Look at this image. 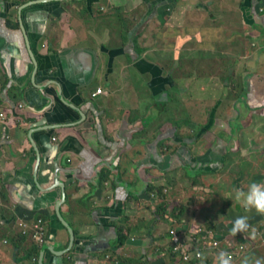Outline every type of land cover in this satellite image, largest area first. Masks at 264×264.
<instances>
[{
  "label": "crops",
  "instance_id": "1",
  "mask_svg": "<svg viewBox=\"0 0 264 264\" xmlns=\"http://www.w3.org/2000/svg\"><path fill=\"white\" fill-rule=\"evenodd\" d=\"M16 1L21 0H0V114H3V117H0V264H38V256L35 259L32 254V241L20 233L23 223L28 227L37 217L46 221L47 239L52 235L50 245L55 247V251L65 248L68 233L54 214V206L61 197V190L58 187L50 190L47 188L55 179L64 186L65 200L60 207L61 215L72 208L70 217H76L81 237L76 248L72 250L78 252L72 256L74 261H69L67 253L52 255L46 250L43 254L44 264H82L77 259L85 253L82 246L89 243L92 245L94 242L105 243V234L111 229V222L121 218L124 211L126 218L137 221L133 227L130 226L126 242L120 248L110 247L105 252L109 258L105 255L97 257L102 250L86 254L85 264H127L124 261L126 259L133 260L130 264H187L171 255L168 233L173 225L185 221L187 234H191L189 231L194 227L192 221L196 213L187 215L188 209L184 208L182 212L185 210V218L181 216L180 223L176 221L173 224V221L168 222L160 215L157 216L158 220L153 214L146 215L145 209L134 208L133 203H129L125 209L127 195L133 193V190L130 192L123 188L127 185L126 181L115 182L117 187L114 189L110 176V181L105 182L103 187L98 186L97 173L100 169L115 165L122 170L134 165L140 170L145 165V150L142 146L144 128H141L145 117L128 112L118 116L117 113V110L122 108V103L124 107L133 102H137L136 105L141 103V97L138 99L139 91L133 94L137 97H132V100L129 98L131 94L123 91L131 81L125 72L131 66H125L118 59L131 49L124 50L123 44L111 48L107 45L110 41L107 36L102 40L94 31V36L87 38L85 34L77 31L75 25L74 29L71 28L72 22L78 17L115 15L121 9L126 14L123 18L125 24L122 25V33H125L126 41L129 36L133 39L142 34L145 27V0H88L85 4L51 2L23 9L22 24L37 63L35 74L24 37L20 29L12 27L15 19L11 16L15 14L16 18V10L11 2ZM250 2L252 18L250 22H244L252 30L250 35H254L256 42L252 44L254 49L249 55L260 58L254 53L259 49L264 50V5L262 0ZM134 9L135 12H132ZM7 19L11 21L10 26L6 23ZM180 37L177 38L178 49L181 43H187L191 39ZM129 46L131 47V42ZM211 53H216L215 49H211ZM260 61L263 62L262 59ZM260 61L256 68L261 67ZM117 63L118 66H115ZM143 67L145 68V63ZM131 70L137 75V81H142L145 72L139 68L138 63H135ZM250 82L254 92L249 95V101L244 103L257 107L258 111L254 118L248 121V133L246 132L245 137L247 140L242 142L243 148L237 153L240 162L236 166L232 162L236 161L234 157H230L228 161L229 169H234L235 166L234 170H238L239 175L245 170L247 177L240 179L239 184L240 177L230 183V186H216L213 198L208 196L206 202L204 199L200 202L193 198L204 210L197 213L195 223L199 225L194 229L203 227V230H211L213 225L208 222H213V219L225 210L224 206L216 207L213 203L215 195H219L221 203H225L224 193L230 192L231 189L246 190L251 182L264 183V150H261L264 147L259 146L257 141L264 140V115L258 114L263 113L264 109V80L258 81L257 77H254ZM99 88L102 93L91 97ZM116 99L119 100L120 106L116 104ZM68 121L77 122L64 126ZM52 136L57 137L56 143L51 142ZM125 144H128L126 148ZM218 151L208 152L207 154L211 153L206 157L208 168L200 167L196 173H216L221 170L225 152L222 161H219L222 152L220 154ZM242 156L251 157L253 160L251 163L244 162ZM204 162L201 160V164ZM113 173L112 176L115 174ZM124 178L129 180L128 176ZM204 179H207V183L212 180L210 175ZM40 186H46L48 190H41ZM206 187L209 186L202 182L195 187L196 193L193 191L192 194L202 196ZM178 204L181 207L176 209L181 210L183 202ZM243 211L245 209L237 203L229 211L228 217L235 221L243 216ZM250 212L253 213L249 216V225H252L251 228L259 226L256 229L257 238L251 242L246 240V234H237L240 241L238 242L247 249L233 258L232 264H241L245 255L250 257L255 251L261 250L264 257V241L259 239V235L264 233V229L259 231V228H264V216L257 215L254 210ZM167 213L169 215V212ZM65 220L69 222V219ZM93 227V234L87 235ZM219 236L224 237L221 234ZM194 238L195 242L189 241L193 247L192 252L194 248L200 250L203 243L202 236L194 235ZM81 241L83 244H80ZM208 241L210 240H205ZM225 246L226 244L221 245V251H224ZM102 247L105 250L109 248L105 244ZM126 251L135 256L128 257ZM221 251H204L203 264H215ZM198 262L202 264L201 259L193 261Z\"/></svg>",
  "mask_w": 264,
  "mask_h": 264
},
{
  "label": "flooded vegetation",
  "instance_id": "2",
  "mask_svg": "<svg viewBox=\"0 0 264 264\" xmlns=\"http://www.w3.org/2000/svg\"><path fill=\"white\" fill-rule=\"evenodd\" d=\"M30 1H34V0H21L19 2H11L13 4V6H15V8H13V9L16 10V18H17V21H16L15 14H14V16H11L12 19H13V17L15 19V21L12 24V27H14L16 29H20L22 36H23L24 33L21 29V26H22L28 43H29L28 36H27V33H26L24 26L22 24V18H21V11L23 9H25L27 7L36 6V5H40V4H44V3H51V2L52 3L75 2V4H82V3L85 4V2L88 0H65V1H63V0H57V1L50 0V1L40 2L38 4L27 5L24 8H21L23 5L27 4ZM147 1H149V3H150V0H145V2H147ZM150 4H153V3H150ZM19 16L21 18V23L19 20ZM6 23L8 26L11 25V21L9 19L6 20ZM177 38H181L180 35L175 38L174 47L172 48L174 50L175 56L178 54V50H179L176 46L177 45V43H176ZM189 38H191V36H189ZM134 39L135 38L131 39V47L128 44L129 40H127V41L124 40L122 48L124 50L131 49V51H129V53H127V52L124 53L123 56H120L118 61L121 63H124L125 66L126 65L127 66L129 65V67L131 66L130 68H128L125 71V72H127L128 78H130L131 81L124 87L123 91L126 92L127 94H134L136 91H139L138 99H139V97H141V99H140L141 103H138V105H140L141 107L143 106V107H142V111H141L140 110L141 107H138V105H136L137 102L136 103L133 102V104L127 105L126 107H124L125 105H124V103H122L121 104L122 108H119L117 110V113H118V116H122L123 114L128 112L129 114L131 113L132 115L142 114L145 117V118H143V121H142L143 127H141V128H144V131H143L144 133L142 135L144 138V141L142 142V146L144 147V150H145V162L144 163L147 166L144 165L140 170H138V168L134 167V165L125 167L122 170L119 169V167L115 166V165H112V167L110 165V168H108V169H100L97 173L98 186L100 188L103 187V184L105 182L110 181V176L112 179L110 181V183L113 184L114 189L117 187L115 182L119 183L122 181H126L127 185H125L123 188H126L127 191L133 190V193L130 191L131 194L127 195V200L125 202V209H127V207L129 206L128 205L129 203L131 205L133 203L134 208H137V207L141 208L142 206L146 205V202L152 203L151 201L156 200L155 207L154 206H150V208L148 207L149 210L154 215H155V212L157 211L158 207L162 203H165V205L167 204V207H168L167 212H169V214H172V215L178 214V216H180V215L184 216L183 214L185 213V210L182 212L183 209H181V210L176 209V208H178L177 207L178 206V200L175 201L176 205H173L172 207L169 205V204H172V202H170V199H169L170 198L169 197L170 190H175V191L180 192L182 190V188L184 187L185 191H188V192L190 191L192 193L195 190V187L198 184H201L203 182L210 187L209 189H205V192L207 193V197L204 199L201 196L192 195L191 193L189 195V193H188V195L190 196L189 198L192 200L194 198L195 200L200 201V202L202 201V199H204L203 201L206 202V201H208V196H210L211 193L213 196L214 192L212 189L216 188V186L218 184L216 182L215 183L213 182V180L216 178V176H214V175H216V173L205 172V171H202L200 173H196V171H198V168H200V167L208 168L206 166L207 165V161H206L207 158L206 157L208 155H210L211 153H209V154H207V153L211 152V151L213 152L214 150L218 151V148H219L218 152H220V154L222 152L221 151L222 149L225 152L224 164L221 167V170H225V168L228 167V165H229L228 161H229L230 157H232V158L238 157L237 153H239L241 151V149L243 148L242 147V142L244 141L243 136L246 137L248 121H249V119L254 118L255 114L257 113L256 111L258 110L257 107H254L251 104L245 105V103H247V101H249L248 99L251 98L249 95L251 93L253 94V92H254L252 89L253 86L251 84L252 81L250 82V80L254 77H257L258 81L264 80V74H263V71H264V63H263L264 62V55H262V54H264V52H263L264 50L257 48L260 51L259 50H257V52L255 51L254 54L259 55L260 58H254L253 56H250L249 54H247V52H244V50H242L243 52L241 54L234 52V53H236V55H234V58H232V60H234L235 64H234V66L230 67L227 71V78H225L224 79L225 81L223 82L224 92H223L222 96L217 98V101H215L211 104L212 107L215 106L216 104H218V105L215 106V108L213 110H209L211 107L208 106V108H206V109H208V110H206L207 112L204 111L205 108H203L202 113L199 112V114H198L199 119L198 120L195 119L196 123L194 122L196 124L197 130H196L195 134L192 135L193 137H188L189 139H186L187 140V142H186L185 139L181 140L180 139L181 136L179 135V128L181 127V124H182V122L180 120H182V119L176 115V118H178V119H176V121L174 122L173 119L171 118V116L166 117L165 119H161V114H159L160 112H162L163 114L165 112V114L162 115V117H164L165 115H167L166 113H168V112L174 113V111H175L176 113H179V111L183 107L187 106L186 102L182 98H180V97L178 98L177 96H175V98H173V100L170 99L168 97L167 88H165L161 92L164 95L163 97L158 98L156 96V94L159 92V90L151 89L150 84H152V83L154 84L155 83L154 80H158L157 74L161 71H159L156 68L153 69L152 65L145 63V53H144L145 49L143 51L139 52L138 49H136V47L134 45L135 44ZM30 46L31 45L29 44V48L31 50ZM127 46H129V47H127ZM234 50L235 49H233V51ZM31 53H32V50H31ZM258 59H259V61H260V59H262L263 62L260 61L261 67L256 68V64L259 63ZM132 63H133V65H132ZM135 63L136 64L138 63L139 68L145 72V76L142 79V81H137V75L133 72V70H131L133 68V66H135ZM144 63H145V68L143 67ZM115 66H118V63L115 64ZM169 71H171V70H169ZM175 72L176 71H174L173 73L176 75V80H175V82H173V84L171 86V88L174 91H177V85L182 86V83L186 82L187 83L185 85V87L187 88L186 91H188L189 94H193V91L189 90V88H190V84H193L194 80H196V83L200 87H202L203 89L206 88V91H204V92L199 91L198 94L199 93H203V94H207V95H209V94L213 95L214 94L215 88L213 87V85L211 87V85L208 84V83H210L209 78L212 79V77H215L214 74H210L207 78L204 77L205 80H203V79H201L202 77L200 76L199 71L194 72L193 77L196 79L191 80L189 77V75L192 73L191 71H189L187 73L188 78H184V79H181V78L178 79V74ZM132 76L134 77L133 80H132ZM204 82H207V83L204 84ZM133 83H134V85H131ZM156 84H158V83H156ZM167 85H169V84H167ZM145 89L147 91V94H149V96H150V100L145 101ZM99 90H100V93H102V90L100 88H99ZM91 97H92V94H91ZM198 99H200L199 95H197L196 100H198ZM202 101H206V100H202ZM118 103H119V100H117L116 104L118 106H120ZM160 106H161V108H160ZM19 107H21V106H19ZM155 108L158 110L157 117L153 115V113H156ZM164 108H165V110H164ZM218 113H219V116H217ZM220 114H221V116H220ZM154 117H156L158 120H160L159 129L155 130V132L150 133L149 127H147V126L149 124V121ZM200 118L201 119L205 118V119L203 122L200 123V121H199ZM76 122L77 121H74L73 123H76ZM73 123L68 121V122L64 123L65 124L64 126H66V125L68 126L69 124H73ZM233 124L234 125L236 124V127L235 126L233 127ZM231 127H233V128H231ZM232 129H234V130L231 131ZM236 134H237V137H235ZM50 140H51V142L56 143L58 139L56 136H52L50 138ZM127 146H128V144H125V148ZM200 146H201V149L204 148V152H202L203 153L202 155H204V156H202V157L196 151ZM210 148H211V150H210ZM228 149L230 151L226 153V151H228ZM134 154H136V153L134 152ZM174 158H177V161H175ZM201 160H202V162L203 161H205V162L201 164ZM218 160L222 161V159H220V158ZM170 162L172 165L169 164ZM225 162L227 163V166H226ZM103 168H105V167H103ZM190 172L193 175H190ZM112 173L114 174V176H112ZM172 173H175V175L177 173H179L177 175V180H182L181 184L180 183L173 184V182H171L170 176ZM209 175L211 176L212 180L210 183H207V179L205 180L204 178H206V176H209ZM126 176H128L129 180L124 178ZM175 179H176V176L174 177V180ZM165 181H166V183H165ZM137 188H139V189H137ZM160 188H163V191L165 193L166 198L159 194L158 190ZM135 190H138V191H135ZM152 190H156V191L153 192ZM208 190H212V192H210ZM138 192H140V194H137ZM61 205H63V204H61ZM148 208H146V209H148ZM72 211L73 210L70 207L69 211H67L69 216H68L67 212H65L63 215H61V211H60V215L65 222H67L65 220L66 218L69 219V222L67 223V225L72 229L73 241L71 243L70 249L66 252L67 253L66 256L68 257L69 261L75 260V259L73 260L74 257L72 258V256L77 255L78 252H73L72 250H74L76 248L77 241L81 237L80 233H79V229H77L78 228L77 225H79V224H77V222L75 221L76 217L75 216L70 217V215H72ZM125 216H126V211H124L123 216H121V218L117 219L114 222H111V224H110L111 229L106 231V234H105V239L107 241H110V242H107V245H105V246H108L109 248H107L105 250L102 247L103 249H102L101 253L100 254L98 253L99 255H97L98 258L104 257V255L106 256L105 252L107 250H109L110 247L113 246L116 248H120L126 242L128 232L130 231V226L133 227L135 224L132 223L131 219H128ZM81 219L84 220V218H81ZM42 222L44 223V226L46 228L47 227L46 221L44 219H42ZM82 224H84V222ZM126 224H128V225H126ZM92 226H93V224H92ZM63 228H65V230L68 233L67 244H66L65 248L63 249V250H66L67 248H69V243H70V236L69 235L70 234L67 230V227H63ZM93 231H95L94 227H93L91 233H89L87 235H92ZM96 232H97V230H96ZM120 232H121L122 236L125 237V239L123 240V242L121 244L119 242L120 241ZM46 239H47V233L45 236V242H46ZM80 244H83V241H81ZM97 245H98V247H100V246H103L104 243H100V244L98 243ZM32 248L34 249V247H32ZM41 249H42V245L38 246V255H36V256H35V254L33 255V256H35V259H37V256L39 258V254H40ZM106 257H108V256H106ZM66 261L69 262L68 260H66ZM124 261H126L127 264H130L131 262H133L132 259L131 260L127 259Z\"/></svg>",
  "mask_w": 264,
  "mask_h": 264
},
{
  "label": "rangeland",
  "instance_id": "3",
  "mask_svg": "<svg viewBox=\"0 0 264 264\" xmlns=\"http://www.w3.org/2000/svg\"><path fill=\"white\" fill-rule=\"evenodd\" d=\"M212 1H214V4H212ZM150 3L149 1L145 2V27L142 30L143 31L142 34H139L137 37H135L136 45L135 44L134 45L136 49L137 46L140 45L143 48H145V63L152 65L153 69L156 68L159 71H161L157 74L158 80H154L155 83L150 84L151 89L159 90L156 96L158 98L163 97L164 95L161 92L162 90L167 88L168 97L170 99L173 100V98L177 96L178 98L180 97L186 102L187 106L183 107L179 111V113H176L175 111L174 113L168 112L169 114L166 113L167 115H165L164 117H162V115H164L165 112L164 114L162 112L159 113L161 114V119H165L166 117L171 116L174 122L176 121V119H178L176 118V115L179 118H181L182 120L180 121L182 122V124L181 127L179 128V135L181 136L180 138L181 140L182 139L186 140L189 139L188 137H193L192 135H194L197 130L195 119L197 120L199 119L198 117L199 112L202 113L203 108H205L204 111L207 112L206 110L208 109L206 108H208V106L211 107L209 110H213L215 106L218 105L216 104L215 106L212 107L211 104L217 101V98L222 96L224 92L223 82L225 81L224 79L227 78L228 69L234 66L235 64L234 60H232V58H234V55H236V53L241 54L243 52L242 50L250 54L254 49L252 44L256 42L255 37L254 35H250L252 30L250 29V27L245 25L244 22L246 21L248 23L252 18L250 12L251 2L250 0H150ZM261 3L262 5H264L263 4L264 0H262ZM259 9L260 8H258V11ZM132 12H135V9ZM125 15H126L125 11L119 9L115 13V15L103 14L97 17H88V16L78 17L77 20L72 22L71 28L74 29L73 25H75L76 28L78 29L75 30H77L81 34L82 33L85 34L87 38L93 37L95 31L98 37H101L102 40H104L106 36L108 37V40H110L108 41V43L110 44L107 43V45H110V47L116 46L119 44H123L124 40H126L125 33H122V25L125 24L123 19ZM245 17L247 19H244ZM107 31L110 32L107 33ZM188 34L191 35V39L190 40L188 39L189 42L187 41V43L185 42L181 43L180 45L181 47L178 50V54L175 56L174 50L172 49L174 47L175 38L180 35L184 39V37L185 38L189 37ZM248 34L249 36H247ZM176 46L178 47L179 44H177ZM211 49L212 50L215 49L216 53L210 54ZM233 49L235 50L233 51ZM169 70H171L172 72ZM174 71H176L175 73L178 74V79L188 78L187 73L191 71L192 73L189 75L191 80L196 79L193 77L194 72L199 71V74L202 77L201 79L203 80H205L204 77L207 78L210 74H214L215 77H212V79L209 78L210 83L208 84H210L211 87L213 85V87L215 88V93L213 95L210 94L207 95L203 93L198 94L199 91L202 92L206 91V88L203 89L202 87H200L196 83V80H194L193 84H190V88H189V90L193 91L194 95L189 94L188 91H186L187 90V88L185 87V85L187 84L186 82H183L182 86L177 85V91H174L171 88L173 82H175L176 80V75L173 73ZM206 83L207 82H204V84ZM131 85H134V83ZM197 95H199L200 97V99L198 100H196ZM134 96L135 95L131 94L129 98L132 100V97ZM146 100H150V96L149 94H147V91L145 89V101ZM202 100H206V101H202ZM140 109L142 111V108ZM155 112L157 114L153 113V115L157 117L158 110L156 108H155ZM258 114L264 115V109H263V113H258ZM217 116H219V113L217 114ZM156 117L152 118L147 126L149 127L150 133L155 132V130L159 129L160 120H158ZM204 119L205 118L202 119L200 118L199 120L200 123L203 122ZM234 126L236 127V124L235 125L233 124V127ZM246 132L248 133V130ZM243 140H247L245 136H243ZM257 141L259 143V146L264 147V140L258 139ZM249 149L250 148H247V150ZM261 150H264V148H262ZM196 151L201 155V157L204 156L202 155L203 154L202 152H204V148L201 149V146ZM223 152L224 150L222 149V154L220 155L221 157L220 159L223 158ZM242 157H243L242 161L244 162L251 163L253 160L251 157H247V158L245 156ZM234 159L236 161H232V160L231 161L235 163V165L237 166L238 163L240 162L239 157L238 158L234 157ZM174 160L177 161V158H174ZM169 164L172 165L171 162ZM229 167L230 165H228V167H226L225 170H218L216 172V180L214 179L213 182L214 183L217 182L218 183L217 186L229 185L230 183L235 182V180H237L240 177L238 180V184H239L241 183L240 179L247 177L245 176L246 174L245 170H243L242 174L239 175L238 170H234L235 166L234 169L233 168L229 169ZM178 174L179 173H177L176 175L175 173L171 174L170 180L171 182H173V184L182 183V180H177ZM190 175L193 174H191L190 172ZM175 176L176 179L174 180ZM205 189H209V187H206ZM212 190L215 194V188H213ZM212 190H208V191L212 192ZM234 190L235 189H231L230 192L224 193L225 203L224 202L221 203L220 196L215 195L213 199V203L216 204V207L224 206L223 209L225 210L221 215H217L215 220L213 219V222L211 221L208 222L209 224L213 225V227H211L212 228L211 230H213L216 233V235L219 234L224 235V237H220L222 241L218 240L220 242V248L221 245L226 244V246L223 248L224 252H229L230 250H232L235 247H238L239 245L244 246L243 244L239 243L240 241L238 240L237 235L235 237H232L230 235V230L233 221H231L228 215L231 208L238 203L234 199ZM188 193L190 195L191 192L185 191L184 187L180 192L175 190H170L169 199L170 202H172V204L169 205L172 207L173 205H176L175 201L181 200L183 202L182 209L184 208L189 209L186 212L187 215L189 214L193 215V213L194 214L196 213V215H198L197 213L199 212L202 213V211H204L200 207L202 205L195 203V201L193 202L192 199L189 198L190 196L188 195ZM201 197L204 199L207 197V193L205 192V190ZM210 198H213L212 193L210 194ZM151 202L152 203L146 202V205L141 207L146 210V215L153 214L149 210V208L150 206L155 207L156 200ZM177 207H181V206H179L178 204ZM251 213L253 212L245 210L243 211L242 214L243 216H247L249 218ZM196 215L194 217V220L192 221L193 222L192 226H194L193 229L199 225L195 223ZM153 217L159 220V217H157V215L153 214ZM182 218H185V216H182ZM263 220L264 217L262 218V221ZM132 223L137 224V221L135 220ZM184 223L186 224L187 222L184 221ZM248 223L250 224V221H248ZM15 225L16 224H14V226ZM149 225H151V222ZM251 227L252 225H250V228ZM258 227L259 226L253 228L257 229ZM250 228H249V234L251 233V229H252ZM263 229L264 228L261 227L259 228V231L261 232ZM244 234L247 235L246 236L247 241H251V242L253 241L250 238L249 234L247 233ZM260 238L262 241H264V233H261V235H259V239ZM246 247L248 246L246 245ZM246 249L244 247V250ZM127 253H128L127 256L130 258H133L135 256L133 253L132 254L129 252ZM203 253L204 252H202V256ZM250 257L264 258L261 250L255 251L250 255Z\"/></svg>",
  "mask_w": 264,
  "mask_h": 264
},
{
  "label": "built area",
  "instance_id": "4",
  "mask_svg": "<svg viewBox=\"0 0 264 264\" xmlns=\"http://www.w3.org/2000/svg\"><path fill=\"white\" fill-rule=\"evenodd\" d=\"M99 93L100 90L96 89V91L92 93V97L96 96ZM0 117H3V114H0ZM189 232H191V234L181 239L180 235L175 229L171 228L169 230L168 235L170 238L171 252L172 254L174 253L173 257H176L179 261L187 264H193V261H199V259H201L197 256V253L202 254V252L207 250L221 251L220 242L218 241L220 236L216 235V233H214L212 230H203L201 228H196L190 230ZM20 233L22 236H28L29 238H31V240L37 246H41L45 243L46 228L40 217L34 219L28 227L23 223ZM194 235L202 236L203 243L201 244L202 247L200 248V250L194 248V252H192L193 247L192 244L189 243V241L195 242ZM208 239L210 241L205 242V240ZM243 251L244 246L239 245L238 247H235L226 253H228L232 257V259H235L239 255H241Z\"/></svg>",
  "mask_w": 264,
  "mask_h": 264
},
{
  "label": "clouds",
  "instance_id": "5",
  "mask_svg": "<svg viewBox=\"0 0 264 264\" xmlns=\"http://www.w3.org/2000/svg\"><path fill=\"white\" fill-rule=\"evenodd\" d=\"M234 199L240 203L246 211L254 210L257 215L264 216V183L251 182L247 185V189L237 188L234 190ZM247 216L238 217L233 221L230 235L235 237L238 233H248L250 225L248 223ZM251 239L257 238V232L255 228L251 229ZM197 256L201 258L203 264V256L197 253ZM215 264H232V257L221 251L215 260ZM241 264H264V258H251L245 256Z\"/></svg>",
  "mask_w": 264,
  "mask_h": 264
},
{
  "label": "water",
  "instance_id": "6",
  "mask_svg": "<svg viewBox=\"0 0 264 264\" xmlns=\"http://www.w3.org/2000/svg\"><path fill=\"white\" fill-rule=\"evenodd\" d=\"M44 1H50V0H34V1H30V2H28L27 4H25V5H23L21 8H24L25 6H27V5H32V4H38V3H40V2H44ZM53 1H57V0H53ZM63 1H65V0H63ZM19 20H20V23H21V18H20V16H19ZM21 29H22V31H23V33H24V40H25V44H26V49H27V52H28V55H29V57H30V59H31V61H32V64H33V67H34V70H33V74H35V72H36V70H37V63H36V61H35V58H34V56H33V54L31 53V50H30V48H29V43H28V41H27V38L25 37V32H24V30H23V27L21 26ZM131 42V36H129V43ZM128 43V44H129ZM32 82L34 81V77L32 76ZM34 84V83H33ZM34 151L36 152V148L34 147ZM38 162V161H37ZM38 164V163H37ZM37 164H36V167H37ZM35 170V172H36V168L34 169ZM66 172H68V171H66ZM34 176H35V173H34ZM54 176H56V174L54 173ZM53 176V178H55ZM126 185V184H125ZM55 187H58V188H60V190H61V197H60V199L56 202V204H55V206H54V214H55V216L57 217V219H58V221L60 222V224L63 226V227H67V230H68V232H69V236H70V243H69V248H67L66 250H61V251H55V247H53V245H50V243H52V241L51 240H53L52 239V235H49V237H48V239H47V241L42 245V249H41V251H40V254H39V258H38V264H44L43 263V254H44V251H49V253H51L52 255H61V254H65L69 249H70V247H71V243H72V241H73V236H72V229L67 225V222H65L63 219H62V217H61V215H60V206H61V204H63L64 203V200H65V193H64V186H63V184L61 183V182H59V181H57V179H55L54 181H53V183L51 182V184L50 185H48V189L50 190V189H54ZM38 188H39V186H38ZM40 188H42L41 190H48L47 188H46V186L45 187H41L40 186ZM107 242L108 241H105V245H107ZM96 243V244H95ZM97 243L98 242H94V243H92V245H91V243H89V244H87V246L85 245V246H82V250L84 249L85 250V253H83L82 254V256H80V257H77V259H79V262L80 263H82V264H85V255L86 254H88V253H91V252H95V251H97V250H102L103 248H101V246L100 247H98V245H97ZM94 244L96 245V246H94ZM89 246V247H88ZM86 249H85V248ZM81 253V252H80Z\"/></svg>",
  "mask_w": 264,
  "mask_h": 264
},
{
  "label": "trees",
  "instance_id": "7",
  "mask_svg": "<svg viewBox=\"0 0 264 264\" xmlns=\"http://www.w3.org/2000/svg\"><path fill=\"white\" fill-rule=\"evenodd\" d=\"M16 2H19V1H16ZM128 28V27H127ZM126 28V29H127ZM135 40V39H134ZM134 43H135V45H136V40L134 41ZM137 49H138V51L139 52H141V51H143L145 48H143V47H141V46H137ZM153 192H155L156 190H152ZM158 192H159V194L161 195V196H164L165 198H166V196H165V193H164V191H163V188H160L159 190H158ZM168 207H167V204L165 205V203H162L159 207H158V209H157V211L155 212V215H157V216H163L164 217V219L165 220H167L168 222H170V221H173V224L176 222V221H178V222H180L181 221V219H180V216H176V215H168V213H167V209ZM185 223H184V221L183 222H181L180 224H178L177 226H175V225H173V229H175L177 232H178V234L180 235V237H181V239H183L185 236H187L188 234V228L186 229L185 228ZM211 228V227H210ZM212 229V228H211ZM187 234V235H186ZM29 238V237H28ZM122 239V240H121ZM125 239V237H123L122 236V234H121V232H120V244L123 242V240ZM30 240H31V238H30ZM32 241V240H31ZM32 244L34 245V242L32 241ZM170 252H171V250H170ZM32 254L34 255L35 254V256L36 255H38V246H36V245H34V249L32 250ZM171 255L173 256L174 255V253L172 254V252H171ZM127 260V259H126ZM201 262V261H200ZM200 262H198V263H193V264H199Z\"/></svg>",
  "mask_w": 264,
  "mask_h": 264
}]
</instances>
